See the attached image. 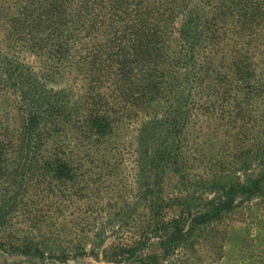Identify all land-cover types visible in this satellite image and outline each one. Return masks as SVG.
Masks as SVG:
<instances>
[{"label":"trees","instance_id":"1","mask_svg":"<svg viewBox=\"0 0 264 264\" xmlns=\"http://www.w3.org/2000/svg\"><path fill=\"white\" fill-rule=\"evenodd\" d=\"M2 29L0 100L18 116H0L2 250L43 256L49 241L25 237L8 245L1 215L10 209L21 210L39 233L46 230L62 254L86 255L82 241L65 245L67 225L36 212L32 197L50 195L59 206L81 200L91 189L89 165L118 156L115 138L126 122L137 126L136 179L146 188L151 228L160 227V202L186 197L162 192L168 179L190 177L196 156L190 135L199 126L232 132L231 163L264 162V67L257 61L264 0H0ZM24 51L41 58L39 72L10 57ZM59 75L81 85L57 89ZM207 176L225 197L190 218L189 233L221 222L239 194L264 192V173L251 186L224 182L221 172ZM174 222L163 220L162 227L174 230L177 245L187 234L182 219ZM257 228L264 235V217ZM142 244L121 250L132 256Z\"/></svg>","mask_w":264,"mask_h":264},{"label":"rangeland","instance_id":"2","mask_svg":"<svg viewBox=\"0 0 264 264\" xmlns=\"http://www.w3.org/2000/svg\"><path fill=\"white\" fill-rule=\"evenodd\" d=\"M0 49L6 50L4 29L0 30ZM257 51V61L264 67V37ZM10 57L20 60V63L36 72L43 68L41 58L30 51L16 57L11 54ZM54 78L53 85L57 89L67 88L69 84L81 85L79 80H73L68 75ZM6 113L18 117L17 112L14 113L12 107L2 99L0 116H6ZM136 127L126 122L118 129L116 158L89 165V170L94 169L88 176L91 189L83 194L81 200L74 198L59 206L55 205V199L50 195L36 193L32 197L35 204L31 205L32 208L37 205L36 212H43L48 219H58L62 225H67V236L61 239L65 245L82 241L86 245V255H74L73 252L62 254L46 230L45 235L39 233L35 230V222L26 218L21 210L7 209L1 216L6 219L5 241L8 245L20 243L25 237L36 241L48 238L49 241L42 248L43 256L12 253L0 248V264H264V235H259L257 228L259 219L264 217V192L239 194L235 208L221 222L189 233L190 218L211 210L222 198V193L210 187L212 176H207L210 170L214 174L223 173L224 182L234 179L251 186L250 180L259 179L264 173V162L254 161L247 166L231 163L235 153L231 143L232 132L229 129H216L209 124H204L202 130L199 126L190 135L191 151L196 155L190 167V177L182 183L167 178L162 192L163 196L176 197L184 193L186 197L176 205L167 206L160 202V227L153 225L151 228L155 223L149 211V200L143 194L146 188L138 186L136 179L138 167L133 153L138 135ZM103 153L109 154L110 151ZM199 156L211 162L205 165L197 161ZM222 159L227 161L223 163L224 166L218 164ZM144 182L151 183L150 179H144ZM261 187L264 189V179L261 180ZM175 219H182L184 233L188 235L177 245L172 237L174 230L162 227L163 220L176 226ZM78 225L81 228H77ZM135 241H142L143 244L132 256L121 250ZM154 257L157 260H153Z\"/></svg>","mask_w":264,"mask_h":264}]
</instances>
